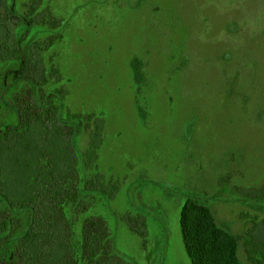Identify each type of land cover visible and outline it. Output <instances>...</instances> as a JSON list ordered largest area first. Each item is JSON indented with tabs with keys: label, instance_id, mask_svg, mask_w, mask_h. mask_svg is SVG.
Returning <instances> with one entry per match:
<instances>
[{
	"label": "rangeland",
	"instance_id": "rangeland-1",
	"mask_svg": "<svg viewBox=\"0 0 264 264\" xmlns=\"http://www.w3.org/2000/svg\"><path fill=\"white\" fill-rule=\"evenodd\" d=\"M5 1L20 21L0 26L17 49L14 59L0 49V140H24L0 151L11 198L0 205L23 229L38 220L18 206L43 153L65 166L51 112L80 176L64 206L76 264H89L90 217L105 220L121 264H192L190 200L240 238L241 263L264 264V226L252 232L264 223V0Z\"/></svg>",
	"mask_w": 264,
	"mask_h": 264
},
{
	"label": "trees",
	"instance_id": "trees-1",
	"mask_svg": "<svg viewBox=\"0 0 264 264\" xmlns=\"http://www.w3.org/2000/svg\"><path fill=\"white\" fill-rule=\"evenodd\" d=\"M14 19L17 25L20 17L7 7L5 0H0V26L8 30L9 22L15 21ZM11 39L12 36L5 41L0 35V49L8 58L14 59L17 58V49ZM22 70L23 67L16 71V74ZM41 76L43 77L42 73ZM40 111L41 109H38L37 113ZM47 120V135L59 140L60 144L57 142L56 148L63 153L65 166L57 168L55 160L50 158L47 152L43 153L35 176V188L18 206L19 210L30 209L39 215L33 229H23L24 223L16 220L11 212L0 205V264H20L22 261L27 264H76L71 241L72 226L64 206L79 193L77 159L73 156L74 149L70 141L66 140V132L57 117L49 112ZM36 121L35 125L43 122V119L38 117ZM23 140L24 138L19 136L5 137L0 140V151ZM5 186L4 178L0 176V194L10 202L11 198L5 192ZM263 224L255 223L252 232L261 233ZM181 225L185 247L192 264H243L237 253L240 238L220 228L215 214L206 205L192 200L187 202L182 210ZM251 241L252 236L250 241L246 242L249 258L253 257L255 251ZM261 245L260 255L264 261V242ZM31 248H34V251L28 252ZM82 249L89 264H121L112 252L106 223L102 217H90L85 220L82 227ZM8 250L11 253H8ZM11 255L14 261L10 258ZM16 259L20 261H15Z\"/></svg>",
	"mask_w": 264,
	"mask_h": 264
}]
</instances>
